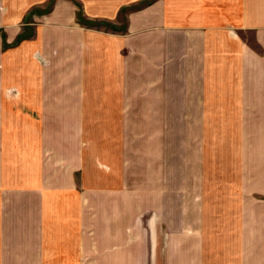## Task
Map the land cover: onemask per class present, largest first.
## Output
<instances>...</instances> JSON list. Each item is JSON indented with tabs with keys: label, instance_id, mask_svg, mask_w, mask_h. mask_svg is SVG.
<instances>
[{
	"label": "crops",
	"instance_id": "obj_1",
	"mask_svg": "<svg viewBox=\"0 0 264 264\" xmlns=\"http://www.w3.org/2000/svg\"><path fill=\"white\" fill-rule=\"evenodd\" d=\"M44 1L0 0L2 83L10 82V18L27 22ZM59 1L70 18L85 9L98 18L96 31L82 33L97 34L96 90L89 48L59 41L65 52L55 56L54 40L32 38L39 25L20 24L33 28L22 57L40 56L22 60L33 70L31 105H0V264H159L149 242L158 218L169 227V159L162 168L171 112L183 115L187 156L178 155L185 170L173 188L180 228L171 234L181 249L163 251V264H264V0ZM48 24L38 28L57 34ZM60 71L80 83L48 86ZM21 94L18 103L28 98ZM127 126L135 146L138 130H161L145 188L125 182ZM143 215L148 249L139 252Z\"/></svg>",
	"mask_w": 264,
	"mask_h": 264
},
{
	"label": "rangeland",
	"instance_id": "obj_2",
	"mask_svg": "<svg viewBox=\"0 0 264 264\" xmlns=\"http://www.w3.org/2000/svg\"><path fill=\"white\" fill-rule=\"evenodd\" d=\"M34 2H36V0H31V3L33 4V6H36L37 3H34ZM43 3L44 4H40V6H37L35 10L34 9L31 10L27 22H23V21L20 22L19 21L20 19L17 17L10 18V21H9V24H11V28H10L11 36L9 40L10 46H11L9 50L10 82L2 83V81H4L5 79L0 71V88L3 89V92H2L3 98L0 97V105L2 104V102L5 103V101H7L8 104L10 103L11 106H16V107L31 105L30 102L32 101V91L34 89L33 74H32L33 70H31L30 65L28 66L25 63H22V60L29 59L30 57L33 59L39 58L40 53H37V52H39L40 50L39 49L36 50V52L32 53L30 57H27V56L22 57L23 50L20 49L21 46L19 47V44L22 41L25 42V40L23 39L27 37V35H29V31L33 30V28H29V31L25 29H21L20 27L21 23H23V25L26 23V24H29L30 26L33 25V23H34V26H36L35 24L42 26V25H49L48 23H54L57 27V34L56 33L53 34L46 27L38 28L39 27L38 26V27H35L37 28V30L35 31V33H33L34 35L32 36V38L34 37V39L38 40L39 44H42V42H40L39 39L42 40L44 39L45 36H47L49 39L54 40V46L51 48V50L52 52H55V56L59 52H62L61 50L65 52L64 50L65 45L59 48L60 47L59 41L63 43H66V41H69L74 44L73 47H75L76 49H78V47L81 49L80 47L81 44L84 46V48H89L90 54L93 53L92 57H90L89 59V63H90L89 68L91 72V75H90L91 85H93L94 86L93 88L96 90V77H97L96 61H97V54H98L97 53L98 45H97V37H96L97 34H92V33L86 34V35H89L88 37L91 38L90 40L91 42L87 44L85 43V41H87L88 37H85L82 33L83 32L86 33L87 32L86 30H89V28L91 29L94 28L96 31V29L98 28L97 26L99 24V21L97 20L98 18L86 17L85 16L87 15V13L85 12L86 9L82 13L81 11H78L76 18H70L68 15L67 16L65 15L66 7L63 1L45 0ZM144 3H146V1L141 4H144ZM141 4L139 3L138 6H140ZM10 5L12 6V4ZM57 8L59 10H62L63 13L62 11L61 12L57 11L58 10ZM89 8L93 9V7H89ZM54 11H57L59 13L52 15V12ZM34 14H37V17L34 16ZM51 16L52 18H50ZM4 22H8V21L5 19ZM66 22L74 26L75 27L74 29L76 30L73 29L74 31H72V29L68 30V29L63 28V25H64L63 23H66ZM89 26H92V27H89ZM82 28L85 30H82ZM250 39L252 40V38ZM41 47L42 46L40 45V48ZM49 48L50 46L47 47L48 50ZM60 72L63 74H60V76L54 77V79L48 78V81L46 82L48 86H51L52 88H56L58 85V87L62 88V90H67L70 87H74L76 84L80 83V75L78 77H75V78L73 77L69 80H66V75L64 71H60ZM23 83H25L26 86H23ZM23 92H26V95L28 96V98L21 97V100H20L21 102L18 103L16 98L20 97V95L22 96L21 93ZM25 99L29 101L27 102L25 101ZM92 100L93 102L96 103V98L95 99L92 98ZM182 116H183L182 114L179 115L178 113H173V112H171L170 115L168 116L169 125H170V128L168 130V138L170 139V142H169L170 150L168 151V158L167 156L164 155L165 162H164L162 169L164 171L167 169L166 161L169 159V169H170V176H169L170 184L169 185L171 189V193H170L171 197H169V219H168L169 227H167L166 223H163L160 218H158L159 220H157V223H155L154 225L151 224V235L153 237V240L152 242L151 241L149 242V246L150 248L152 246L153 249L159 250L160 252L159 264H163V261H165V258L163 257L164 255L163 251L165 252L167 249H179V248L181 249V244L178 241L177 235L171 234V233H174V230L176 231L177 229L180 228L179 218H178L179 216L178 214L179 213L178 211L179 196H178V192L173 191V188L179 185L178 183L179 176L182 175V171H184L185 168L183 167L184 170H182V165L178 161V155L180 153H183L185 154V157L187 156V151L185 147V144L187 143L186 141L187 139L185 136H183L184 133L182 134V130H181L182 127L180 125L177 126L178 118L179 117L182 118ZM124 123H126V121ZM160 131L161 130L159 129H154L153 131L152 130H142L141 132H139L138 130V136L142 137V139L139 138V140H137V146H135L134 138H133V136H135L134 130H132L130 126H127L123 129L122 139H123V142L126 141V149L128 150L127 156H125L126 164H124L125 166L124 170L128 172L131 171L133 178H134V175L137 176L136 178L137 180L135 178H134L135 180H133V178H130L128 176L129 173L127 172V176L125 179V182L127 183L129 182L127 186H134V187H139V188L147 187L148 185L147 183L150 182V177L146 178V175L147 176L151 175V169L154 168L153 167L154 161H152V159L154 158L157 159V157L161 158V145H156L157 143L156 138L161 136ZM130 135L132 136L130 137ZM92 137L95 138L93 142L96 143L97 133H94ZM130 138L132 140V147L128 148V145L130 143ZM203 138H204V134H203ZM167 141L164 140L165 147L168 146ZM218 145L219 146L217 147L218 149L217 158L219 161H222V164L224 167L226 165L227 149L225 148L224 144L222 145V143H219ZM186 180H187V177H186ZM146 216L148 215H143V219L141 218L143 220V223H141V220H139V232L137 230L138 233H136L138 234V237L140 238L138 245H137V249L139 250V252L141 250L142 243L144 247L148 249V245L145 242L147 235L141 229V226L143 229H145ZM200 239L201 237H199V240ZM225 244L226 242L224 241V235H223L221 240H219L218 242V248H224ZM200 248L202 250L211 249L213 248V245L209 246L208 242H206V244L204 245V243L201 242ZM215 248H216V245H215Z\"/></svg>",
	"mask_w": 264,
	"mask_h": 264
}]
</instances>
